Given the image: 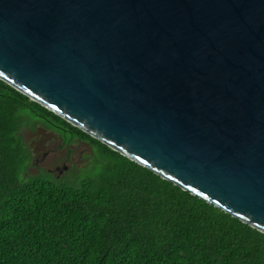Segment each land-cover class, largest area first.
<instances>
[{
    "label": "water",
    "instance_id": "1",
    "mask_svg": "<svg viewBox=\"0 0 264 264\" xmlns=\"http://www.w3.org/2000/svg\"><path fill=\"white\" fill-rule=\"evenodd\" d=\"M0 79L264 232V0H0Z\"/></svg>",
    "mask_w": 264,
    "mask_h": 264
},
{
    "label": "trees",
    "instance_id": "2",
    "mask_svg": "<svg viewBox=\"0 0 264 264\" xmlns=\"http://www.w3.org/2000/svg\"><path fill=\"white\" fill-rule=\"evenodd\" d=\"M38 127L89 144L70 179L28 172ZM0 264H264V232L0 79Z\"/></svg>",
    "mask_w": 264,
    "mask_h": 264
},
{
    "label": "rangeland",
    "instance_id": "3",
    "mask_svg": "<svg viewBox=\"0 0 264 264\" xmlns=\"http://www.w3.org/2000/svg\"><path fill=\"white\" fill-rule=\"evenodd\" d=\"M23 135L30 144L34 156L39 160L44 152H50L45 156L40 166L50 168L55 174H58V167L63 168L64 162L66 165H70L69 169L62 174L64 175L62 179H70L72 177L71 175L74 174L72 169L74 167L81 168L85 163L87 153L90 151L89 144L77 141L68 147L71 150L68 153L66 151L67 148L62 146L60 135L53 130H47L42 127H38L34 132L25 129L23 130ZM66 158L68 160L64 161ZM35 172V169H32L30 173L34 174Z\"/></svg>",
    "mask_w": 264,
    "mask_h": 264
},
{
    "label": "flooded vegetation",
    "instance_id": "4",
    "mask_svg": "<svg viewBox=\"0 0 264 264\" xmlns=\"http://www.w3.org/2000/svg\"><path fill=\"white\" fill-rule=\"evenodd\" d=\"M56 132V131H55ZM66 151L68 152V150L66 149ZM50 152H44V154L42 155L41 159L39 160L38 158H36L34 156V152H33V158H32V161H31V165L30 167L28 168V172L30 173L32 169H35V173L34 174H41V173H48L50 174L52 177H55L56 179H59L61 177H63L64 175H62L65 171H67L70 167V165H66L65 162H64V166L63 167H66V169H63L62 171L60 170V168L58 167V170H59V173L58 174H55L53 172L52 169L50 168H46L44 166H40L45 158V156H47ZM69 153V152H68ZM67 154V153H66ZM68 160V158H66L64 161ZM30 174H33V173H30Z\"/></svg>",
    "mask_w": 264,
    "mask_h": 264
}]
</instances>
